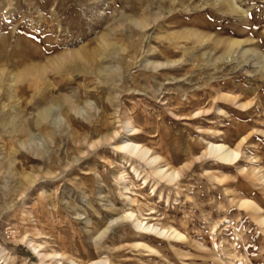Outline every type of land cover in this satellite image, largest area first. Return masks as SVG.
<instances>
[{
  "label": "rangeland",
  "instance_id": "1",
  "mask_svg": "<svg viewBox=\"0 0 264 264\" xmlns=\"http://www.w3.org/2000/svg\"><path fill=\"white\" fill-rule=\"evenodd\" d=\"M128 121L179 179L116 149ZM31 242L62 264H264V0H0V251L55 263Z\"/></svg>",
  "mask_w": 264,
  "mask_h": 264
},
{
  "label": "bare ground",
  "instance_id": "2",
  "mask_svg": "<svg viewBox=\"0 0 264 264\" xmlns=\"http://www.w3.org/2000/svg\"><path fill=\"white\" fill-rule=\"evenodd\" d=\"M233 41H234L233 42L234 45H242L244 43L242 40H238V39L233 40ZM126 127H127V129L125 131L127 134L123 135L122 138H120L121 142L116 146V149L121 151V153H124V155H126V157L129 158V160L136 158V159L144 162L146 165H149V167H151L153 169L154 176H158L162 180L167 179L173 183L177 179L180 178V176H181L180 171H177L176 168L173 169L167 163H166V165L163 166V164H161L163 158L160 155L156 154L152 148H150L148 146L146 147L145 145H143L139 142L133 141L132 136L137 135V131H136L135 127L132 125L131 121H128L126 123ZM207 147L208 148L206 150V154L212 158H216L218 160V162H221L223 165H226V166L237 164L241 158V154L237 149L233 148L232 146H228L225 143L207 141ZM129 163H130V161H129ZM133 172L139 178L142 176V174H141L142 172H139V170L136 169L135 167L133 168ZM146 181H147V179H146ZM129 217L132 220L134 219L138 228H140L142 231H144L147 234L152 233V234H156L159 237H164V238H166V237L174 238V239H183L184 238V235H182L178 230L174 229L173 227L164 228V227L159 226L158 224H155V223L145 222L144 219L143 220L140 219L133 212L129 214ZM35 244L34 243L32 244V242H31L30 246H31L32 250L35 251L37 256L40 257V259L42 261L45 258L53 257V258H55L54 264H62L61 260H62V258L65 259L64 256H62L60 254L47 255L41 250L40 246L35 245ZM58 258H60V259H58ZM0 262H2V264H8L7 259L4 258L3 254H2V251H0ZM70 262H72V264H78L75 260H71ZM108 262L109 261H107L106 259L101 258L100 260H93V261H90L88 263L85 262V264H110V262L109 263Z\"/></svg>",
  "mask_w": 264,
  "mask_h": 264
}]
</instances>
